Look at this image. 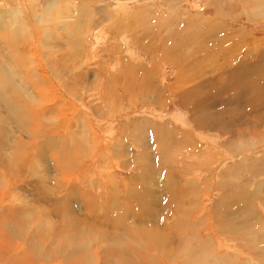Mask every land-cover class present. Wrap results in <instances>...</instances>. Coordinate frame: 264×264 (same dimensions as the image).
I'll return each mask as SVG.
<instances>
[{"label":"rangeland","instance_id":"374dc122","mask_svg":"<svg viewBox=\"0 0 264 264\" xmlns=\"http://www.w3.org/2000/svg\"><path fill=\"white\" fill-rule=\"evenodd\" d=\"M261 54L264 0H0V264H264Z\"/></svg>","mask_w":264,"mask_h":264},{"label":"bare ground","instance_id":"6f19581e","mask_svg":"<svg viewBox=\"0 0 264 264\" xmlns=\"http://www.w3.org/2000/svg\"><path fill=\"white\" fill-rule=\"evenodd\" d=\"M247 1V0H246ZM250 2V1H249ZM243 7V6H242ZM262 7V6H261ZM244 8V7H243ZM241 12V11H240ZM209 30V29H208ZM212 30V29H211ZM210 32V31H209ZM5 34V33H4ZM143 34V33H142ZM7 35V34H6ZM10 36L11 37H13L12 36V32L10 33ZM17 35H16V33H15V37H16ZM15 37H13V38H15ZM15 40V39H14ZM10 41V40H9ZM13 41V40H12ZM243 43V42H242ZM3 44V43H2ZM10 45V43L8 44L7 43V46H9ZM3 46H4V44H3ZM5 47V46H4ZM6 48V47H5ZM3 52V51H2ZM204 52V51H203ZM8 56H10V53H8L7 54ZM258 57V59H257V63H258V65L261 63V61L264 59V54H261V55H258L257 56ZM24 63H25V61H24ZM252 67V66H251ZM236 69L235 70H233L236 74H237V72L236 71H238V77H242V79L244 80V83H241V85L238 87V88H240V90H243L242 91V93H244V94H246V92L244 91V90H246L247 91V89L250 87V85H249V83H248V81L246 80V77L248 78V76H246L245 77V75L244 74H248V72L247 71H249L250 72V70H245V68L244 67H241V68H239V67H235ZM19 71V70H18ZM218 71V70H217ZM12 72V71H11ZM223 72H225V76H220V78L221 79H218L217 80V82L218 83H220V84H222L223 86H224V89L225 90H227L226 88H228V87H230L231 85L230 84H228V83H234V84H232V86H235V87H237V84H236V82H237V80H236V78H235V80L234 81H236V82H234V81H230V77H228V75H227V73H226V71H223ZM21 73V72H20ZM200 73V72H199ZM185 76V75H184ZM181 77V76H180ZM244 77V78H243ZM254 78H255V76H253ZM1 78V77H0ZM19 78V77H18ZM8 79V78H7ZM23 79V78H22ZM22 79H21V81H22ZM180 79V78H179ZM181 79H182V77H181ZM183 79H184V77H183ZM223 79L225 80V82L226 83H224L223 82ZM238 80H239V78H237ZM1 80V79H0ZM2 80H3V78H2ZM16 80V79H15ZM242 80V81H243ZM256 80V79H255ZM5 81V80H4ZM20 80H19V82H21ZM251 81V80H250ZM262 81V80H261ZM10 82V81H9ZM8 82V83H9ZM17 82V81H16ZM8 83H7V85H8ZM22 83V82H21ZM11 84V83H10ZM183 84V83H182ZM253 84V83H252ZM258 84H259V82H258ZM1 85V84H0ZM4 85V84H3ZM184 85V84H183ZM185 85H186V83H185ZM215 85V84H214ZM261 85V84H260ZM24 87H25V85H23ZM197 88H199V87H196V89ZM202 88V87H201ZM234 88V87H233ZM0 89H3L4 90V87L3 88H0ZM198 90V92L200 91V89H197ZM207 90V89H206ZM1 91V90H0ZM211 91V90H210ZM210 91H208V92H210ZM30 92V91H29ZM195 89L193 88L190 92H184V93H181L182 94V99H183V101L185 100L184 99V97H187L188 96V98L189 97H191L192 99H191V101H190V103L192 104V106H197L198 108H199V105H201V104H205V103H213L212 102V100L215 98H217L218 96H216L218 93H217V91H215L214 90V92L212 93H207V96L205 95V97L203 98V99H201L200 100V102H199V99H198V95H200V94H198L197 96L195 95ZM220 92V91H219ZM241 92V91H240ZM3 92L1 91V94H2ZM14 93V92H13ZM12 93V94H13ZM6 94V93H5ZM180 94V95H181ZM33 95V94H32ZM219 96H221V95H219ZM2 97H3V94H2ZM15 99V98H14ZM187 99V98H186ZM214 99V100H215ZM16 100V99H15ZM5 101V100H4ZM13 101V100H12ZM209 101V102H208ZM185 102H187V101H185ZM214 103L216 104V102L214 101ZM1 104V103H0ZM12 104V103H11ZM14 104V103H13ZM20 104V103H19ZM191 104H189V105H191ZM208 106V105H207ZM1 107V106H0ZM22 107V106H21ZM3 108V107H2ZM7 108V107H6ZM9 108V107H8ZM25 109V108H24ZM202 109V108H201ZM15 110V109H14ZM21 110V109H20ZM2 111V109L0 110V112ZM8 111H10L9 109H8ZM13 111V110H12ZM23 111V110H22ZM20 112V111H19ZM2 113H4V109H3V111H2ZM6 113H7V111H6ZM9 114V113H8ZM7 114V115H8ZM13 113L11 112L9 115H11V117L9 116V118L8 119H12V115ZM16 114V112H14V115ZM18 114V113H17ZM25 114H26V112H25ZM28 114V113H27ZM6 114H4V116H5ZM29 115V114H28ZM35 115H36V113H31V115H30V117L31 116H33V117H35ZM1 116H2V114H1ZM16 116V115H15ZM22 116V115H21ZM204 116V115H203ZM8 117V116H7ZM6 117V118H7ZM0 118H2V117H0ZM4 118V117H3ZM2 118V119H3ZM5 118V119H6ZM15 118V117H14ZM20 118V117H19ZM19 118H17V121L19 120ZM193 118V117H192ZM14 120V119H13ZM15 120H16V118H15ZM5 121H8V120H5ZM20 121V120H19ZM227 121H229V120H227ZM236 121V120H235ZM2 122V121H1ZM20 122H22V121H20ZM51 122V121H50ZM11 123V122H10ZM16 123V122H15ZM24 123V122H23ZM22 123V124H23ZM26 123V122H25ZM25 123H24V125H25ZM30 123V122H29ZM31 123H32V121H31ZM46 123V122H45ZM33 125H34V123H32ZM50 124V123H49ZM20 125V124H19ZM27 125V124H26ZM43 125V124H42ZM216 125V124H215ZM22 126V125H21ZM32 126V125H31ZM34 126H36V124L34 125ZM12 127V126H11ZM20 126H18V128H19ZM25 127V126H24ZM23 127V128H24ZM33 127V126H32ZM12 128H14V127H12ZM16 128V127H15ZM20 128H22V127H20ZM35 128H37V127H34V130H35ZM40 128H42V127H40ZM165 128V127H164ZM32 129V128H31ZM42 129H44V127L42 128ZM158 129V128H157ZM166 129V128H165ZM156 130V129H155ZM168 130V129H167ZM158 131V130H157ZM41 132V131H40ZM172 132V131H171ZM37 133V132H36ZM68 133V132H67ZM178 133V132H177ZM27 134V133H26ZM33 134H34V132H33ZM38 134V133H37ZM49 134V133H48ZM166 134H168V133H166ZM32 135V134H31ZM36 135V134H35ZM74 135H75V133H74ZM76 135H77V133H76ZM161 135V134H160ZM186 135V134H185ZM11 136V135H10ZM43 136H45V135H43ZM7 137V136H6ZM13 137V136H12ZM75 138H76V136H74ZM80 137V136H79ZM155 137V136H154ZM160 137V136H159ZM70 138V137H69ZM73 138V135L71 136V138L70 139H72ZM81 138H82V136H81ZM35 139V138H34ZM46 139V138H45ZM31 140V139H30ZM73 140V139H72ZM52 141V140H51ZM237 141V140H236ZM95 142V141H94ZM93 142V143H94ZM72 143V142H71ZM70 143V144H71ZM89 143V142H88ZM76 144H78V141H77V143ZM76 144H74V145H76ZM1 146V145H0ZM71 146H73L72 144H71ZM70 146V147H71ZM76 147V148H75ZM74 147V150L76 151H74L75 153H73V154H76L77 152L80 154V156L81 157H83L85 154H86V152L87 151H89V148L91 147V146H88V144L86 145V141H85V139L83 140V144H82V146H79V145H76ZM40 148V147H39ZM72 148V147H71ZM153 148V147H152ZM2 151H4L3 149H1ZM43 150V149H42ZM17 153V152H16ZM42 153V152H41ZM88 154V153H87ZM12 155V154H11ZM16 155V154H15ZM77 155V154H76ZM64 160H66V161H69L70 162V160H67V159H71V158H68V157H70V155H60ZM75 156V155H74ZM161 156V155H160ZM59 157V156H58ZM14 158V157H13ZM145 158V157H144ZM142 159V158H141ZM136 160V159H135ZM148 161V160H147ZM62 162H65V161H62ZM62 162H61V164H62ZM168 163V162H167ZM66 164V163H65ZM69 164H71V163H69ZM25 165V164H24ZM23 165V166H24ZM66 166V165H65ZM76 167V166H75ZM68 168V167H67ZM66 168V169H67ZM3 170V169H2ZM55 170V169H54ZM145 171V170H144ZM60 172V171H59ZM6 173H7V171H6ZM5 173V174H6ZM49 174V173H48ZM2 174H0V176H1ZM9 175V174H8ZM61 175V174H60ZM66 175V174H65ZM71 175V174H70ZM63 179H64V176H63ZM42 180H44V179H42ZM166 182V181H165ZM65 184H66V182H65ZM170 185V183H167L166 185ZM63 185H64V181H63ZM163 185H165V184H163ZM6 186V185H5ZM47 187V186H46ZM14 188V187H13ZM3 189H4V187H3ZM38 189V188H37ZM166 189V188H165ZM2 190V189H1ZM164 190V189H163ZM5 191V190H4ZM113 193V192H112ZM146 193V192H145ZM167 193V192H166ZM49 194V193H48ZM148 194V193H147ZM141 195V194H140ZM144 195V194H143ZM146 195V194H145ZM150 195V194H149ZM154 197V196H153ZM159 198V197H158ZM148 200H149V198H148ZM147 200V201H148ZM153 200V199H152ZM159 200H160V198H159ZM35 202V201H34ZM40 202V201H39ZM149 202V201H148ZM154 202V204L153 203H151V206L152 205H158V203L157 202H155V201H153ZM37 203V202H36ZM62 203H64V201L62 202ZM38 204V203H37ZM58 204V203H57ZM60 204V203H59ZM67 203L65 202L64 203V209H63V213H64V215H72V217H73V209H72V207H70L69 208V206H67L66 205ZM139 204H142V203H139ZM57 206V205H56ZM93 206V205H92ZM141 206V205H140ZM143 206H145V205H143ZM147 206H149L150 207V205H147ZM27 207V206H26ZM89 207V206H88ZM142 208V207H141ZM153 208V207H152ZM43 209V208H42ZM41 209V210H42ZM86 209V208H85ZM143 209H147V208H144L143 207ZM87 210V209H86ZM103 210V209H102ZM101 210V211H102ZM150 210V209H149ZM77 211H79V210H77ZM82 211V210H81ZM132 211V210H131ZM135 211V210H134ZM133 211V212H134ZM145 211H147V210H144V212ZM157 211H159V209H157ZM157 211H156V213H157ZM132 212V213H133ZM27 213V212H26ZM62 213V212H61ZM87 213H88V211H87ZM86 213V214H87ZM148 213V212H147ZM93 214V213H92ZM111 214H113L112 212H111V210H109V211H106V214H105V216H107L108 218H106V219H109V220H112V216H111ZM28 215V214H27ZM32 215V214H31ZM87 216H88V214H87ZM119 216V215H118ZM141 216V215H140ZM148 216V215H147ZM29 217V216H28ZM81 217V219L83 220V218L82 217H84V216H80ZM70 218V217H69ZM236 218V217H235ZM64 219H67V218H64ZM118 219V218H117ZM233 219V218H232ZM75 225H77L76 226V228H78V231H79V228L80 227H78L79 226V224H78V220H73V219H70ZM151 220V219H150ZM244 220V219H243ZM68 221V220H67ZM84 221V220H83ZM124 221V220H123ZM140 221V220H139ZM153 221V220H152ZM65 222H66V220H65ZM72 222H69V223H72ZM97 222V221H96ZM106 222V221H105ZM119 222V221H118ZM242 222V221H241ZM67 223V222H66ZM65 223V224H66ZM73 223L71 224V225H73ZM102 223V222H101ZM84 224V223H83ZM83 224H80V225H83ZM86 224V223H85ZM84 224V225H85ZM103 224H104V222H103ZM67 225V224H66ZM122 225V224H121ZM124 225V224H123ZM63 226V225H62ZM68 226V225H67ZM125 226V225H124ZM127 226V225H126ZM125 226V227H126ZM86 228V227H85ZM127 228V227H126ZM87 229V228H86ZM76 230V229H75ZM88 230V229H87ZM96 230V229H95ZM81 231V237L83 236L82 235V229L80 230ZM79 231V232H80ZM89 231V230H88ZM77 232V231H76ZM86 232V231H85ZM70 233V232H69ZM83 233H84V229H83ZM126 234V233H125ZM105 235V234H104ZM257 235V234H256ZM84 236H85V240L87 241V244H88V247H87V250H85L86 252H88V249L90 248V246H91V243H92V240H94V238L92 239V237H91V234H89V233H87V234H84ZM92 236H93V232H92ZM100 237V236H99ZM83 238V237H82ZM101 238V237H100ZM103 238H104V236H103ZM70 239H72V238H70ZM70 242H71V240H69ZM69 242V243H70ZM76 242V241H75ZM210 243V242H209ZM132 244V243H131ZM73 245V244H72ZM74 245H76V243L74 244ZM73 245V246H74ZM70 246V245H69ZM85 246V245H84ZM72 247V246H71ZM73 248H76V249H78L77 248V246L76 247H73ZM204 248V247H203ZM0 252H2V251H0ZM3 253V252H2ZM2 253H0V256L1 257H8V255H3ZM202 253V252H201ZM92 255V254H91ZM193 255V254H192ZM83 257V256H82ZM189 258H190V256H188ZM204 257H206V256H204ZM211 257V256H210ZM216 257V256H215ZM207 258V257H206ZM206 258H202V256L200 257V256H197V257H193V258H191V259H189V261H188V264H199V262H200V260L199 259H201V260H204L205 262H201L202 264H204V263H210L209 261L210 260H208V259H206ZM218 258V257H217ZM188 259V258H187ZM227 259V258H226ZM87 263H90L91 262V259H90V257H88L86 260H85ZM217 261V260H216ZM214 262V261H213ZM182 263V262H181ZM200 263V264H201ZM215 263V262H214ZM224 263V262H223ZM211 264V263H210ZM219 264V263H218Z\"/></svg>","mask_w":264,"mask_h":264}]
</instances>
